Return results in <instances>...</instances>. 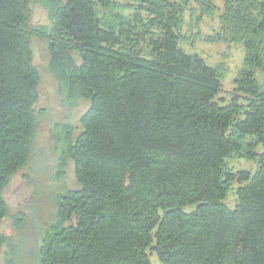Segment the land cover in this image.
I'll return each instance as SVG.
<instances>
[{"label": "trees", "instance_id": "obj_1", "mask_svg": "<svg viewBox=\"0 0 264 264\" xmlns=\"http://www.w3.org/2000/svg\"><path fill=\"white\" fill-rule=\"evenodd\" d=\"M123 1L0 0V227L11 218L27 231L0 230V259L152 264L150 252L158 264H264V0H222L219 30L206 37L243 47L227 104L215 100L224 67L180 47L190 0ZM35 4L47 24L33 23ZM44 73L65 111L47 118L40 144ZM232 160L255 168L234 171ZM69 171L73 182L57 186ZM19 172L52 194L37 193L43 207L31 204L30 218L10 215L4 196Z\"/></svg>", "mask_w": 264, "mask_h": 264}, {"label": "rangeland", "instance_id": "obj_2", "mask_svg": "<svg viewBox=\"0 0 264 264\" xmlns=\"http://www.w3.org/2000/svg\"><path fill=\"white\" fill-rule=\"evenodd\" d=\"M124 6L123 0H115ZM204 0H190L188 8L183 14V25L180 30V47L183 51L189 54L199 55L207 65L217 66L221 65L225 69V76L222 81L221 93L216 97V102L220 104H227L230 101L232 95H235V85L233 80L236 78L239 69L243 66L244 51L243 47L239 43H230L228 41H220L216 43L209 42L206 40L207 36L213 35L219 30V16L222 11L223 1L222 0H211L213 10L208 9ZM33 23L36 25L47 24V16L45 11L39 7V5H33ZM46 44L38 43L35 44V53L33 46V58L35 65L42 67L45 65L47 57L45 52ZM35 56V57H34ZM257 81L264 87V74L263 72L256 73ZM39 98L37 101V108L47 110V116L43 118L39 127L38 141L40 144L44 143L48 139V121L49 119H61L65 109L62 107L60 96L57 93L56 85L49 74H42L39 85ZM88 106L87 102H80L76 108V114L72 118L73 125L77 126V118L82 114ZM49 117V119H47ZM230 168L234 171L247 170L253 171L255 166L244 160H232L229 163ZM50 171V168L41 164L39 169V176L45 177ZM23 172L17 173L10 185L6 188L4 196L6 203L9 208V214L13 215L16 212H25L30 218L31 215V204L33 210L38 213L42 207L33 202L34 198L37 199V193L40 194L44 199H50L52 194L46 190L41 193V187L37 184V181L30 183L23 178ZM29 182V183H28ZM73 182V176L71 171L67 174L66 179L61 182H56L57 186L59 183H63L66 187ZM236 187V185H235ZM234 187V188H235ZM33 202V203H32ZM226 204L229 208H233L235 205L234 192L231 190L226 198ZM50 209H45L44 214L49 212ZM1 233L6 237H19L18 235L26 234L22 231L21 234H17L12 227L11 218L5 219L0 227ZM25 232V233H24ZM24 233V234H23ZM150 260L152 264H158L157 257L150 253ZM1 264H3V257H1Z\"/></svg>", "mask_w": 264, "mask_h": 264}]
</instances>
